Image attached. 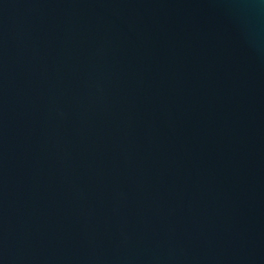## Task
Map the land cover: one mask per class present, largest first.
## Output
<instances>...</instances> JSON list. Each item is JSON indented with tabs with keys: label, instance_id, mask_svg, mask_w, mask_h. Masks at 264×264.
<instances>
[{
	"label": "water",
	"instance_id": "1",
	"mask_svg": "<svg viewBox=\"0 0 264 264\" xmlns=\"http://www.w3.org/2000/svg\"><path fill=\"white\" fill-rule=\"evenodd\" d=\"M0 264H264V0H0Z\"/></svg>",
	"mask_w": 264,
	"mask_h": 264
}]
</instances>
